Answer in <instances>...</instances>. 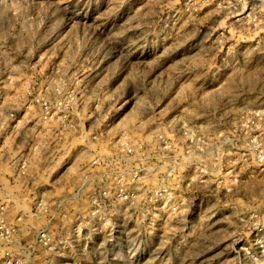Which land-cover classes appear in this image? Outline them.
<instances>
[{"label":"rangeland","instance_id":"rangeland-1","mask_svg":"<svg viewBox=\"0 0 264 264\" xmlns=\"http://www.w3.org/2000/svg\"><path fill=\"white\" fill-rule=\"evenodd\" d=\"M0 161V264H264V0H0Z\"/></svg>","mask_w":264,"mask_h":264},{"label":"built area","instance_id":"built-area-1","mask_svg":"<svg viewBox=\"0 0 264 264\" xmlns=\"http://www.w3.org/2000/svg\"><path fill=\"white\" fill-rule=\"evenodd\" d=\"M53 108H56L58 110H63V111H68V102L65 101L62 98H58L56 97L53 101ZM128 151H131V149L129 148L128 142H125ZM5 168V166L3 165V163L0 161V185H7L9 183H11V181L8 179L7 175L4 174L3 169ZM22 168H25V166L23 165ZM20 174H18L19 176ZM23 175H25V173H23ZM14 181L15 184H28V181H25L22 178H19L17 180H15L14 178L12 179ZM12 181V182H13ZM7 211L8 208L6 205H4L3 203H1L0 201V243H9L12 242L13 240H15V242L19 241V239H16L15 236L18 233L19 230V225L18 228H14L11 225H9L8 223V219H7ZM21 218H18V221H20Z\"/></svg>","mask_w":264,"mask_h":264}]
</instances>
